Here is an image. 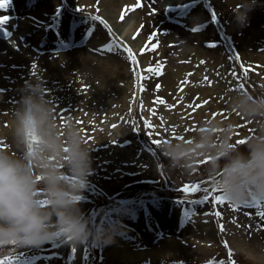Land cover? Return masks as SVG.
I'll use <instances>...</instances> for the list:
<instances>
[{
  "label": "rangeland",
  "instance_id": "374dc122",
  "mask_svg": "<svg viewBox=\"0 0 264 264\" xmlns=\"http://www.w3.org/2000/svg\"><path fill=\"white\" fill-rule=\"evenodd\" d=\"M195 2L210 14V26L199 27L197 24L188 28L177 24L185 20L183 16L188 10L182 0H159L160 6L164 8H160L155 2L144 7L142 13L149 19L156 15L160 19V10L167 11L175 19L167 22L166 18H162L155 25L167 29L166 37L159 38L162 42L156 47L154 38L157 28L144 30L139 11H125L136 2L125 0V8L121 9L124 18L119 22H126L125 28L119 34L116 26L118 23L115 22V25L110 24L109 32L120 38L124 49H131L138 65L128 53V60L124 65L111 53H108V57L91 54L92 60L97 64H110L119 78L110 84L103 82L86 85L77 76H70L71 62L63 60V54L66 53L63 51L64 47L45 50L44 52L60 54L61 59H57L56 63L61 64L63 77L68 78L66 85H57L62 89L60 93L56 91V86L44 85L46 94L57 106L58 122L63 125L66 120L71 119L82 130L86 143L94 145L91 151L93 173L89 176L88 186L80 202L86 216L95 222L98 219L110 220L113 213H122L120 218L124 220L129 216L136 217L143 210H151L161 223H145L137 227L138 231L147 234L157 230L169 233L170 230L173 231L172 235L176 234L178 237V249L173 256L165 259L151 258L132 264H264L245 257L230 245L233 240H238L253 244L258 249L264 248V239L254 236L256 226L253 223L257 220L258 213L264 211V206L233 203L217 205L213 198L221 194L215 190L205 172L206 164H202L191 174H186L181 169H169L166 165H160L158 170L154 166V159L167 163L157 149L164 140L174 139L177 134L187 138L194 134L201 122L209 118L222 122L232 121L235 127L233 140L244 150V143L240 144L238 141H246L253 125L230 111V96L240 85L253 94L264 90V31L256 36L251 45L243 48L245 45H240L239 41L241 36H235L231 32L232 27L229 28L231 20H234L231 10L234 7L221 8L216 0ZM19 6H23V1L11 7ZM36 10L37 8L28 6L22 10L24 17L21 12L18 15L13 13L7 22L16 26L17 30L21 26L30 25L33 29L46 32L50 24H53L52 19L61 14L53 7L45 8L44 5L40 15L35 14ZM78 15L87 18L83 13ZM40 16L45 18L41 19ZM235 25L237 27L236 23ZM1 27H5V24ZM15 33L13 31L7 36L0 35V52L3 56H8L6 58L14 60L15 57L25 55V51L19 52L17 48L15 36L18 31ZM241 38L245 40V44L250 40L248 35ZM167 40L173 42L170 53L165 48ZM91 41L99 45L107 43L104 39L87 37V41L84 40L77 46L82 48ZM153 41L155 50L149 45ZM156 65L170 68L175 83L160 85L158 91L156 85H149L148 80L143 77L150 66ZM189 73L192 75H188ZM36 75L42 80V76H53L39 65L20 78H10L12 74L9 70L1 71L0 68V81L8 79L9 84H14L7 85L9 90H0V147H8L13 153L16 150L11 142V134L4 133V130L10 128V111L18 106L21 89ZM185 81L188 83H183ZM157 98H163L166 104L153 103ZM6 100L12 105L11 109L6 106ZM204 101L208 103L204 104ZM189 104L193 107H188ZM154 140H158L159 145H155ZM118 149H121L120 153ZM190 184L201 185L200 191L183 192L184 186ZM204 188H208V192ZM196 200L202 202H192ZM237 206L250 209L251 217L246 214L243 215L245 220L237 218V213L233 214ZM217 211L221 213L219 217L214 214ZM196 213H204V216H199L207 219H199ZM220 225H223V231L220 230ZM126 229L125 233L128 235L133 232L131 228ZM202 231L204 234L200 235ZM198 236H211V242L207 240L201 244L196 241ZM188 237L192 238L191 243H185L184 240ZM62 239L55 238L38 248H20L14 256L0 257V264H128L118 257L105 256V246L89 241L74 248L67 242L61 243Z\"/></svg>",
  "mask_w": 264,
  "mask_h": 264
},
{
  "label": "clouds",
  "instance_id": "9594fccd",
  "mask_svg": "<svg viewBox=\"0 0 264 264\" xmlns=\"http://www.w3.org/2000/svg\"><path fill=\"white\" fill-rule=\"evenodd\" d=\"M257 4L258 0H238L231 9L238 27L248 26V14ZM46 93L36 75L25 83L18 106L10 111L16 151L0 147V257L55 238L74 248L89 241L109 246L127 230L122 213L93 222L82 211L80 202L93 173L94 145L86 143L71 119L63 125L58 122L57 106ZM229 108L253 125L244 150L233 140L232 121L209 118L187 138L177 134L164 140L157 149L167 163L154 159V166L191 174L206 164L213 187L233 204L264 199V90L253 94L236 87Z\"/></svg>",
  "mask_w": 264,
  "mask_h": 264
},
{
  "label": "bare ground",
  "instance_id": "6f19581e",
  "mask_svg": "<svg viewBox=\"0 0 264 264\" xmlns=\"http://www.w3.org/2000/svg\"><path fill=\"white\" fill-rule=\"evenodd\" d=\"M23 1V6L19 7H11L18 5L19 2ZM41 1V4L37 5V2ZM179 2V0H172ZM184 6L186 5V13L184 14V18L181 22L179 21L180 25L185 27L191 28L198 24V26L208 27L212 24V19L210 14L206 12L202 7L197 6L195 0H182ZM219 1V6L221 8H229V7H236L238 6V0H216ZM137 3V0H134ZM155 2L159 5L160 8H164V6H160L159 0H142V7L138 8L141 17H142V24L144 30H148L149 28H157L156 30V47L162 42L159 38L166 37L167 29L165 27H156V24H159V21H162V18H166L167 22L170 20L175 21L174 18H171L167 11L160 10L161 18L159 19L158 16H151L152 19H149L146 14L142 13L144 7L148 6L150 3ZM125 0H9L4 8H0V19L7 17L9 18L13 13H20L23 14L22 10L28 6L35 7L37 10L35 11L36 15H40L43 11L42 7H53L56 9L59 14L58 17L52 19L53 24L46 29V32H41L33 27L29 26H21L20 29H15L16 26L11 25V23L5 22V27H1L0 24V35H9L12 34L13 31H18L17 36H15L17 41V48L19 52L25 51L24 56L22 57H15L14 59L6 58L8 56H3L2 52H0V68L1 71L3 69H8L9 73L12 74L10 78L13 76L21 77L26 76L32 72V70L37 67L38 65L42 67V69H47L49 72L53 74V76L43 77L44 85H54L56 86L55 89L57 92H62L60 86L57 85H66L67 79L63 77L62 74V67L61 64L56 63L57 59L59 58L60 54L45 50H49L56 47H64L63 51H66L63 54V60L66 63L71 62L69 67L70 76L81 79L82 82H85L86 85H96V83H103L106 82L107 84L114 83L119 78L117 72L110 66V64L100 65L97 64L91 58V54H98L99 56H107L108 53L115 55L117 61L124 65L127 63L128 54L124 51V46L120 40L114 34H110L109 27L110 24H116L117 29L120 31L119 34L125 28L126 22L119 23L121 21L122 15V8L124 7ZM15 4V5H14ZM35 4V5H34ZM155 4V5H156ZM37 5V6H36ZM175 11H182L175 9ZM261 11V12H260ZM80 13L86 15L83 18L81 17ZM228 13V10H226ZM71 15V16H70ZM78 15V16H77ZM120 15V16H119ZM249 15V22L248 26L244 28L236 27L235 21L231 20V24L229 28L232 27L231 32L235 34V36L246 37L250 40L245 44V40L239 37L240 45L243 48L251 45L254 41L256 36H260L261 33L264 31V0H258L257 6L248 14ZM24 17V14L22 15ZM89 16H99L105 21L108 25L106 28L103 24L99 21H93ZM41 19H44L45 16H40ZM20 20V19H19ZM113 20V23L111 22ZM129 22V19L127 20ZM184 21V23H183ZM65 22H67L65 24ZM154 22V23H153ZM28 23V22H25ZM151 23H153L151 25ZM151 26V27H150ZM111 28V27H110ZM237 29V31H236ZM16 34V33H15ZM122 36V35H120ZM87 37H95L99 39H104L107 41L104 45H99L94 43L93 41L88 42L84 47L79 48L77 44L87 41ZM185 38V37H184ZM166 52L170 53V48L172 47L173 42L167 40L166 41ZM112 45L113 51H108L107 46ZM149 45H153V42H150ZM84 49V51H83ZM22 50V51H21ZM87 50V51H85ZM2 51V48H0ZM90 52V55L88 54ZM57 57V58H56ZM108 57V56H107ZM48 58L49 60H47ZM72 58V59H71ZM59 64V65H57ZM72 68V69H71ZM163 75H155L152 72H147L145 77H148V84L149 85H172L173 82L175 83V78H173L172 70L170 68L162 67ZM182 69H179L181 71ZM75 72V74H73ZM57 75V76H54ZM9 81H11L9 79ZM99 81V82H96ZM11 83V82H10ZM0 90H9V86L7 85H14L9 84L8 79L0 81ZM125 93V92H124ZM8 100V99H7ZM6 106H9V109L12 108L10 103H7ZM11 100V99H9ZM4 133L11 134L10 128L4 130ZM114 144H112L113 146ZM111 146V147H112ZM118 152H121V149H118ZM236 210L233 211V214L237 213V218L239 219H246L243 215L248 214L251 217V210L245 209L241 207H236ZM199 219L206 220L207 218L201 217L204 216V213H196ZM201 215V216H199ZM153 216H155L153 218ZM123 223L126 227L131 228L133 232L128 234L118 235L116 237V243L105 246L106 253L105 256L107 257H118L120 260L126 263H135L138 261H143L146 259L151 258H168L173 256L174 253L178 249V242L179 239L175 235H172L170 230L169 233H165L162 231H154L152 233L143 234L138 231L137 227L140 225H144L145 223L148 224H158L161 223L160 220L156 215H153L151 210H143L139 215L136 217H131L124 219ZM253 223L256 226V232H254V236L259 238L260 240L264 239V223L261 217L258 215L257 220H254ZM252 223V224H253ZM209 224V223H208ZM203 230V229H202ZM204 231V230H203ZM202 231L203 235L204 232ZM131 236V237H130ZM199 239L196 241L199 243L211 242V236H198ZM190 239V240H188ZM188 239L184 240L191 243L192 238L188 237ZM156 241L153 243V241ZM231 248L241 252L245 257L250 258L256 262L264 263V248L258 249L254 247L253 244L245 243V242H238V240H233L230 242ZM264 246V244H263Z\"/></svg>",
  "mask_w": 264,
  "mask_h": 264
},
{
  "label": "snow or ice",
  "instance_id": "6c2138e0",
  "mask_svg": "<svg viewBox=\"0 0 264 264\" xmlns=\"http://www.w3.org/2000/svg\"><path fill=\"white\" fill-rule=\"evenodd\" d=\"M9 2V0H0V8H4L6 6V4ZM142 0H137V3L132 7V8H126L125 11H134L135 9H138L140 7H142ZM124 18V14L122 13L121 15V19L123 20ZM7 17H4L2 19H0V24H3L7 21ZM91 19L93 21H99L101 24H103L106 28L108 27L107 23L105 21L102 20L101 17L99 16H93L91 17ZM135 38V37H134ZM152 48L153 50H155V44H154V41H153V45H152ZM107 50L108 51H113V46L112 45H108L107 46ZM124 51L126 53L129 54L130 58L133 59V62L134 63H137L138 65V61L135 60V58L132 56V53H131V49L130 48H125ZM146 51V50H145ZM203 63V62H202ZM148 72H152L153 74L155 75H163V69L160 65H156L155 67H149L147 69ZM188 75H192L191 73H189ZM143 79H148V77H143ZM205 79H207V77H205ZM183 83H188L187 81L183 82ZM243 86V85H241ZM160 88V85L157 84L156 85V89L157 91L159 90ZM141 89L143 90V84H141ZM181 91H183V89H181ZM160 103V104H166V101L163 99V98H157L156 101H154L153 103ZM208 101H204V104H207ZM188 107H193L191 104L188 105ZM200 107H203V105H200ZM246 141L245 140H239L238 143L240 144H243L245 143ZM153 143L155 145H159V141L158 140H154ZM205 163H207V161H205ZM200 188H201V185L199 184H190V185H185L184 188L182 189L183 192L185 193H196V192H199L200 191ZM217 192H220L221 190L220 189H215ZM204 191L205 192H208V188H204ZM205 199H207V197H205ZM214 202L217 204V205H220V204H226V203H232L228 197L224 196V195H217L213 198ZM193 203H201L202 201H199V200H196V201H192ZM239 205V204H238ZM242 205H246V206H250V205H258V206H264V199H253L251 201H245L244 203H242ZM235 210V209H234ZM217 217H219L221 215L220 212H215L214 213ZM258 215L261 217V219H264V211H261L258 213ZM220 230L223 231V225H220Z\"/></svg>",
  "mask_w": 264,
  "mask_h": 264
}]
</instances>
